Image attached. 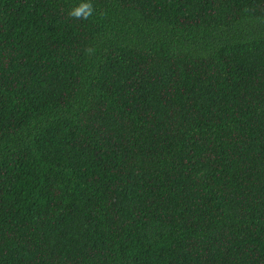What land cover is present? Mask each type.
I'll use <instances>...</instances> for the list:
<instances>
[{
  "label": "trees",
  "instance_id": "obj_1",
  "mask_svg": "<svg viewBox=\"0 0 264 264\" xmlns=\"http://www.w3.org/2000/svg\"><path fill=\"white\" fill-rule=\"evenodd\" d=\"M81 2L0 0V264H264V0Z\"/></svg>",
  "mask_w": 264,
  "mask_h": 264
},
{
  "label": "clouds",
  "instance_id": "obj_2",
  "mask_svg": "<svg viewBox=\"0 0 264 264\" xmlns=\"http://www.w3.org/2000/svg\"><path fill=\"white\" fill-rule=\"evenodd\" d=\"M93 11L94 8L91 0H87V2H84V0H82L79 6H77L71 14L77 18L83 16V18L86 19L93 14Z\"/></svg>",
  "mask_w": 264,
  "mask_h": 264
}]
</instances>
